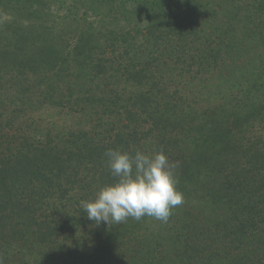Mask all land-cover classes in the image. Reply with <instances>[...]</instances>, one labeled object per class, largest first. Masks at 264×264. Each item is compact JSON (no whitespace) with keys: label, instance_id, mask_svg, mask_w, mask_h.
<instances>
[{"label":"trees","instance_id":"1","mask_svg":"<svg viewBox=\"0 0 264 264\" xmlns=\"http://www.w3.org/2000/svg\"><path fill=\"white\" fill-rule=\"evenodd\" d=\"M108 149L188 207L89 220ZM0 264H264V0H0Z\"/></svg>","mask_w":264,"mask_h":264},{"label":"clouds","instance_id":"2","mask_svg":"<svg viewBox=\"0 0 264 264\" xmlns=\"http://www.w3.org/2000/svg\"><path fill=\"white\" fill-rule=\"evenodd\" d=\"M105 155L116 180L102 186L94 198L81 201L89 220L119 224L129 217L139 221L148 216L166 223L172 210L184 203L173 172L175 164L162 150L108 149Z\"/></svg>","mask_w":264,"mask_h":264},{"label":"rangeland","instance_id":"3","mask_svg":"<svg viewBox=\"0 0 264 264\" xmlns=\"http://www.w3.org/2000/svg\"><path fill=\"white\" fill-rule=\"evenodd\" d=\"M191 196V195H190ZM191 198H184V203L182 204V205H179V206H177V208H179V209H181V213H182V208H186V207H188V205H187V203H186V201H188V200H190ZM180 221V223H183L184 221L186 222V219H184V220H179ZM167 222H169V221H167Z\"/></svg>","mask_w":264,"mask_h":264}]
</instances>
